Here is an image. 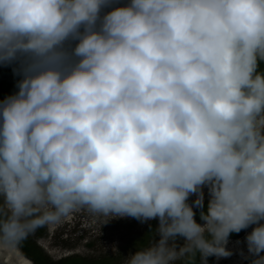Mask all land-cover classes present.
<instances>
[{"label": "clouds", "instance_id": "1", "mask_svg": "<svg viewBox=\"0 0 264 264\" xmlns=\"http://www.w3.org/2000/svg\"><path fill=\"white\" fill-rule=\"evenodd\" d=\"M0 63L21 76L0 101L2 264L81 208L159 220L127 264H207L253 224L264 264V0H0Z\"/></svg>", "mask_w": 264, "mask_h": 264}, {"label": "rangeland", "instance_id": "2", "mask_svg": "<svg viewBox=\"0 0 264 264\" xmlns=\"http://www.w3.org/2000/svg\"><path fill=\"white\" fill-rule=\"evenodd\" d=\"M210 188V183L202 184L198 191L189 193L188 205L193 212L203 202L211 199ZM203 223L204 221L201 225ZM45 227L46 235L37 240V245L54 262L70 256H79L93 261L107 259L109 264H127V259L132 252L149 247L159 240L158 219L141 221L127 216L110 219L92 214L86 208L78 209L59 223L48 224ZM252 228L253 225H249L242 236L236 240L227 239L224 247L231 255L214 256L211 264H233L246 250V237ZM148 230L151 232L150 237L144 247L138 248L136 241ZM174 243L179 249L184 246L185 239L178 236ZM18 253L22 254L21 251ZM260 256H264V252H261ZM183 258L177 260L176 264Z\"/></svg>", "mask_w": 264, "mask_h": 264}, {"label": "trees", "instance_id": "3", "mask_svg": "<svg viewBox=\"0 0 264 264\" xmlns=\"http://www.w3.org/2000/svg\"><path fill=\"white\" fill-rule=\"evenodd\" d=\"M118 5H123L128 3V1L124 0H116ZM109 8H105L103 11H109ZM72 46V45H71ZM10 69L14 71V81L15 87L17 88V84L21 79V76L18 74V64L9 63ZM261 71H264V65L261 66ZM18 89V88H17ZM7 96H9V85L7 83L0 81V101H3ZM189 202V198H187V204ZM209 201L203 202L193 213L194 219L198 224H201L203 221L201 220V213H206L207 205ZM245 229H242L239 233H231L228 239H238L242 236ZM46 235V227L38 228L34 233L30 234L26 240L23 241L20 251L22 254L28 258L33 264H109V260L107 259H99V260H87L81 258L79 256H70L63 258L59 261H52L47 255H45L44 251L37 245V240L44 237ZM151 232L148 230L144 234L140 235L139 239L136 241L139 245L138 248H142L145 246L148 238L150 237ZM260 255V254H259ZM214 255L208 256L206 258L207 264H211ZM258 257L255 255H251L244 262V264H253V261ZM192 257L191 254L186 255L178 264H191ZM193 264H202L201 255L196 253L193 258Z\"/></svg>", "mask_w": 264, "mask_h": 264}, {"label": "built area", "instance_id": "4", "mask_svg": "<svg viewBox=\"0 0 264 264\" xmlns=\"http://www.w3.org/2000/svg\"><path fill=\"white\" fill-rule=\"evenodd\" d=\"M128 1V0H124ZM74 46L75 42H70ZM0 81L9 85V96L13 95L18 89L15 87L14 71L10 69V64L0 63Z\"/></svg>", "mask_w": 264, "mask_h": 264}, {"label": "bare ground", "instance_id": "5", "mask_svg": "<svg viewBox=\"0 0 264 264\" xmlns=\"http://www.w3.org/2000/svg\"><path fill=\"white\" fill-rule=\"evenodd\" d=\"M260 223H264V221H260ZM257 225H254L253 224V228L254 227H256ZM253 228L251 229V232H252V230H253ZM250 232V233H251ZM249 233V234H250ZM250 254H252V253H250L249 252V250H248V243H247V245H246V250L244 251V253H242L241 254V256L233 263V264H242L243 262H244V260H245V258L248 256V255H250ZM24 258V257H23ZM25 259V258H24ZM26 260V259H25ZM27 261V260H26Z\"/></svg>", "mask_w": 264, "mask_h": 264}, {"label": "water", "instance_id": "6", "mask_svg": "<svg viewBox=\"0 0 264 264\" xmlns=\"http://www.w3.org/2000/svg\"><path fill=\"white\" fill-rule=\"evenodd\" d=\"M15 255L19 257V259H17V261H16V264H32V262H31L30 260H28L27 258H25L22 254L20 255L19 253H16ZM251 255H252V254L248 255V256L245 258L244 262H245V261L247 260V258H248L249 256H251ZM23 257H24L27 261H26ZM239 257H240V256H239ZM239 257H238V258H239ZM238 258H237V259H238ZM28 261H29V262H28ZM244 262H243V263H244ZM243 263H242V264H243Z\"/></svg>", "mask_w": 264, "mask_h": 264}, {"label": "flooded vegetation", "instance_id": "7", "mask_svg": "<svg viewBox=\"0 0 264 264\" xmlns=\"http://www.w3.org/2000/svg\"><path fill=\"white\" fill-rule=\"evenodd\" d=\"M189 203V202H188ZM26 258V257H25ZM0 264H2V262H0Z\"/></svg>", "mask_w": 264, "mask_h": 264}]
</instances>
